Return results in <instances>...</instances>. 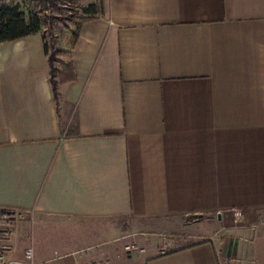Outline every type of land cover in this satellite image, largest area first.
<instances>
[{"label":"crops","instance_id":"crops-1","mask_svg":"<svg viewBox=\"0 0 264 264\" xmlns=\"http://www.w3.org/2000/svg\"><path fill=\"white\" fill-rule=\"evenodd\" d=\"M87 4L57 100L43 33L0 43V210L44 218L13 256L264 264V0ZM115 220L142 252L79 227Z\"/></svg>","mask_w":264,"mask_h":264},{"label":"rangeland","instance_id":"rangeland-1","mask_svg":"<svg viewBox=\"0 0 264 264\" xmlns=\"http://www.w3.org/2000/svg\"><path fill=\"white\" fill-rule=\"evenodd\" d=\"M87 4V0H67L64 4H58L54 7L50 1L46 4L47 10L41 12L40 18L46 17L48 19L47 24H43L41 29L43 35L46 37V43L48 45V56L51 57V71H52V78L55 82L58 81L59 75L58 72L61 69H64L66 64L68 63L69 59V49L73 40V35L76 33L79 24L87 17L84 15V10L89 6ZM1 7H9L15 8L18 12L22 13L26 17L30 15H34L40 12L41 4L39 0H1L0 8ZM48 29V30H47ZM52 37V39H50ZM51 40H53L51 42ZM53 45V46H52ZM192 220V219H191ZM44 218H39L37 216H26L24 218L19 217L16 222V230L18 229V240L17 245L15 246V254L19 256L20 251L29 245L30 241L27 239L30 236L34 227L42 225L44 222ZM186 222H188L186 220ZM72 223V222H71ZM74 224V223H73ZM77 224V223H76ZM133 224V242L136 243L137 249L130 251V253H137L139 249L143 248L142 245L137 240L138 237H141L140 231L134 229L135 222L127 221V220H115L109 223H106L103 227L99 226H90L89 224H81L80 222V229L86 231L91 230H98L99 228H120V242L122 243V248L125 245L131 243V238L126 235L125 232L128 233V229ZM93 228V229H91ZM98 228V229H96ZM118 230L114 233L117 234ZM54 233H57V239L62 240L65 238L69 240V243L73 241V236L75 234L71 233V231L60 228L56 229ZM54 235V234H53ZM54 240L56 237H52ZM76 238V237H75ZM64 239V240H65ZM102 246L100 245V248ZM123 252L124 249H123ZM164 252V251H161ZM14 255V254H13Z\"/></svg>","mask_w":264,"mask_h":264},{"label":"trees","instance_id":"trees-1","mask_svg":"<svg viewBox=\"0 0 264 264\" xmlns=\"http://www.w3.org/2000/svg\"><path fill=\"white\" fill-rule=\"evenodd\" d=\"M41 4V10L37 14L26 17L22 13L18 12L15 8L1 7L0 8V43L15 41L24 38L29 35H33L42 32V25L48 23V19L44 17L40 18L41 12L47 10L46 4L48 1L56 7L58 4H64L67 0H39ZM98 13V9L95 5H89L84 10V15L92 16ZM48 30V29H47ZM76 38V34L73 35V39ZM52 39V37L50 38ZM53 40H51L52 42ZM53 46V45H52ZM43 52L47 56V62L49 66V80L52 88L53 98L57 100L56 84L52 78V71L50 67L51 57L48 56V45L46 43V37L43 35ZM70 73V71H69ZM67 76H63L61 81L66 79Z\"/></svg>","mask_w":264,"mask_h":264},{"label":"built area","instance_id":"built-area-1","mask_svg":"<svg viewBox=\"0 0 264 264\" xmlns=\"http://www.w3.org/2000/svg\"><path fill=\"white\" fill-rule=\"evenodd\" d=\"M1 3V0H0ZM21 214L16 211L1 209L0 210V264H53L50 261L39 262L34 259L32 249L28 248L23 252L22 258H16L13 256L14 247L13 241L16 235V222ZM233 217L235 221L241 217V212L238 210L233 211ZM126 254H131L130 251L136 250L137 245L135 242H131L124 246ZM139 249V252H142ZM164 253V252H161ZM90 264H111L109 261H97Z\"/></svg>","mask_w":264,"mask_h":264},{"label":"water","instance_id":"water-1","mask_svg":"<svg viewBox=\"0 0 264 264\" xmlns=\"http://www.w3.org/2000/svg\"><path fill=\"white\" fill-rule=\"evenodd\" d=\"M231 250V245H228V251H230Z\"/></svg>","mask_w":264,"mask_h":264}]
</instances>
